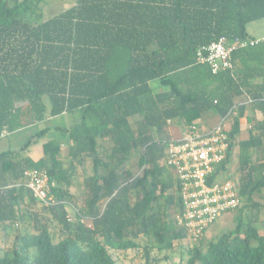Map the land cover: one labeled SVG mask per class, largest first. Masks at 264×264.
<instances>
[{"label":"trees","instance_id":"1","mask_svg":"<svg viewBox=\"0 0 264 264\" xmlns=\"http://www.w3.org/2000/svg\"><path fill=\"white\" fill-rule=\"evenodd\" d=\"M42 1L0 0V138L5 130L34 126L48 116L77 113L80 122L61 128L74 143L69 166L57 139L43 144L38 161L23 155L48 128L32 134L19 152H0V168L13 172L12 184L0 187V224L18 226L21 204L40 203L22 184L25 170L36 167L47 169L56 183L55 202L47 207L62 225L56 240L36 216L37 232L18 236L11 250L0 253V264H117L112 250L137 249L142 238L166 250L185 243L186 264H264V234L255 225L264 202L253 201L249 221L240 218L206 246L188 244L186 230L168 218L182 208L178 181L161 163L172 139L157 140L153 133H162L170 118L182 116L190 126L214 109L229 122L228 166L245 116L244 106L234 113L242 90L234 65L214 74L196 54L222 35L251 38L247 25L264 18V0H76L47 20ZM236 52L242 50L232 62ZM155 81L168 89L153 93ZM136 115L142 118L134 127ZM257 127L264 131V122ZM104 137L111 138V147L102 149L98 139ZM260 142L251 133L239 145L237 182L249 201L257 193L264 197V162L251 153ZM136 150L141 174L128 166ZM87 158L93 173L77 207L69 189L75 164ZM151 247H145V264H155Z\"/></svg>","mask_w":264,"mask_h":264},{"label":"built area","instance_id":"2","mask_svg":"<svg viewBox=\"0 0 264 264\" xmlns=\"http://www.w3.org/2000/svg\"><path fill=\"white\" fill-rule=\"evenodd\" d=\"M260 41L222 35L198 49L197 62L207 64L214 74L232 70V54ZM230 143L228 123L221 120L209 131L201 130L194 123L182 138L172 139L166 145L164 164L178 181L182 204L175 219L186 230L191 245L199 242L224 213L235 211L241 205L239 184L228 176V168L224 167ZM22 184L44 206L55 202L51 188L56 183L51 181L47 169H26Z\"/></svg>","mask_w":264,"mask_h":264},{"label":"rangeland","instance_id":"3","mask_svg":"<svg viewBox=\"0 0 264 264\" xmlns=\"http://www.w3.org/2000/svg\"><path fill=\"white\" fill-rule=\"evenodd\" d=\"M76 0H43L40 4L41 12H42V19L47 20L49 18H52L53 16L69 9L75 4ZM248 30L253 35H260L264 34V19L257 20L250 22L248 24ZM154 91H161L166 90L168 88L162 87L158 82L152 83ZM74 118V115L69 114H63L53 117L50 121H45L44 123H41L40 125H34L30 129L25 130L19 134L15 133L13 134V137H17L15 141L13 140L12 136H8L7 138L0 140V151L7 149L9 145L12 148H19L21 149V146L30 138L32 134L37 132L43 127H69L72 125V120ZM136 117L131 118V122L133 126H135V120ZM199 123H202L201 121ZM229 124V122H227ZM244 125V123H243ZM247 125V124H246ZM229 127V126H228ZM168 128H171L172 132L171 135L174 138L180 137L182 135L181 131L178 129L179 125L177 123V120H174V122L169 126ZM238 136L237 142H239L243 135V138L248 137V125L247 128ZM166 134L164 135V137ZM64 139V138H63ZM178 139V138H177ZM10 143V144H9ZM68 142L63 145V150L61 153V158L64 160L65 165L69 166L70 164V155H69V149H68ZM110 144H107L106 146H109ZM239 149L238 145L234 147V153L231 159V165L229 166V173L228 176L233 180H238L240 173L239 171H232L233 169H237L240 166L239 162ZM138 158H139V151H135L133 156L131 157L129 168L132 170L135 174H141L142 169L140 168L138 164ZM93 172V169H80L78 170L79 176L73 177L72 175V186L70 187V192L74 197V202L77 207L82 206L83 204V198H84V181L86 177L91 175ZM12 170L11 171H4L2 168H0V187L6 186L7 184L4 182L9 177H12ZM257 201L261 204L264 202L263 193H257L253 196L252 200H247L242 196L241 199V205L240 207L235 211H229L224 213L213 225H211L208 230L205 232L204 236L202 237L200 241H202V245L206 246L209 241L212 239H216L217 236L221 235L222 233L234 229L239 221L240 218L243 219V221L247 222L250 220L252 214H253V208H252V202ZM69 207V214L72 218L75 216L76 209L72 205ZM21 211L24 214V218L22 220H19L18 226H16V223H6L3 226L0 224V253L4 254L6 251L11 250L12 247L15 245L18 236H21L23 234H34L37 232L35 227V217H39L42 219V221H46L53 234L55 235V239H59V234L62 232V225H60L56 220H54L51 216V213L48 210L47 206L42 205L41 203L36 204H30V203H23L20 206ZM175 212L171 211L169 215V219L172 220L176 214ZM85 223L90 225V220L88 218L84 219ZM255 225L259 229L261 234H264V207L260 208V211L258 213V218L256 220ZM197 242L196 244H198ZM149 243L151 244L150 249V256L154 260L155 264H186L187 259L189 257L187 253V247L185 243H175L174 248L172 250H166L161 247L158 243L155 241L149 240L147 238H142L141 240V246L137 249H129V250H112L113 256L117 262V264H145V247L148 246ZM191 245V242L189 243Z\"/></svg>","mask_w":264,"mask_h":264},{"label":"crops","instance_id":"4","mask_svg":"<svg viewBox=\"0 0 264 264\" xmlns=\"http://www.w3.org/2000/svg\"><path fill=\"white\" fill-rule=\"evenodd\" d=\"M260 20H262V19H260ZM247 31H248L249 35L251 36V39H261V41L258 44H256L255 46L248 47L245 49H241L242 52H236V55H235L234 61H233V65L235 68V70L233 72L234 78L242 90L241 94L236 95L234 98V101H235L234 113L235 114L237 113L240 106L245 107V116H243L240 119V130L241 131H240L239 135L242 132H243V134L245 133L244 130L247 128V125H248V137L243 138L244 137V135H243L242 139L239 142H237V138L239 136L238 135L236 137V140H235V146L237 144L238 149L240 151V146H239L240 142L248 140L250 138L251 133L260 136V139H261L260 146L257 148H253L251 150V153H253V160L259 161V162H264V131H261L257 127V125L259 123L264 122V34L253 35L249 32L248 27H247ZM152 83L153 82H151V87L153 89ZM222 89L223 90L225 89L224 84H222ZM184 90H185V88H184ZM164 91H166V90H161V91L157 92V91H154V89H153V93H155V94L160 93V92H164ZM136 116H137V119L135 120V122L142 118L139 115H136ZM136 116H134V117H136ZM51 119H53V117L48 116L45 121L47 122V121H50ZM174 120H177V123L179 125L178 129L182 133V135L180 137H177V138L178 139L182 138L185 135V133L189 127V124L187 123V121L185 120L184 117L178 116V117L170 118L166 121L164 131L162 133L159 134L156 131V129L154 128L153 133H154V136L157 140L162 139L165 141V140H169V139H177L171 135V132H172L171 128H168L169 126H171V124L174 122ZM221 120H222V118L219 115V113L217 111H215L214 109H210V110L206 111L205 113H203V115L200 118H198L197 120H195L194 122H195V124L198 125V127L201 130L209 131L214 126H216ZM45 121H43L41 123H44ZM200 121L202 123H199ZM79 122H80V115L76 113V114H74V118L72 120V125H70L69 127H64V128H70L71 126H74L76 123H79ZM41 123H39V125ZM243 123H244V125H243ZM31 127L32 126L23 127V128H20L14 132H9V131L5 130L4 133L2 134L0 140L7 138L9 135L13 137V134H15V133L19 134L25 130L30 129ZM43 128H48L47 133L44 136H42L41 138L37 139V141H35L23 153V155L25 157H30L34 161H38L41 158H43L44 157L43 144L46 141L51 140V139L59 140L62 143V150H63L64 143L66 144L68 142V144H67L68 149H70V146L74 144L72 141L68 140L64 136V134L62 133V129H64V128H62V127H47V126L43 127ZM43 128H41V129H43ZM165 134H166V136L164 137ZM15 139H17V137H13L14 141H15ZM98 141H99L100 145L103 147V148L101 147L102 149L109 148L113 145V141L111 140L110 137L99 138ZM107 144H110V145L106 146ZM10 146L11 145H9L7 147V149L2 150L0 152L7 151V150H10L11 153L20 151V147L19 148H12ZM233 153H234V149L232 152V156H233ZM232 156H231V159H232ZM164 159H165V157H164ZM164 159L161 160L162 164L164 163ZM75 165H76V169L73 171V177L79 176L78 170H80V169H86V168H89L90 170L93 169L92 161L90 158H87L83 163L78 162ZM230 165H231V160L227 166L228 173H229V169H230L229 166ZM232 171L233 172L239 171V168H237V169L232 168ZM12 178L13 177H9L4 182L7 185H11L13 182Z\"/></svg>","mask_w":264,"mask_h":264}]
</instances>
